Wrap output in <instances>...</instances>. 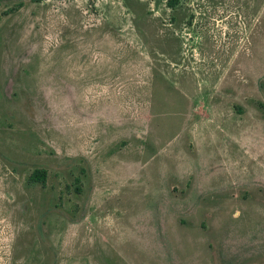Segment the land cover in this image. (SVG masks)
Here are the masks:
<instances>
[{"label": "rangeland", "instance_id": "374dc122", "mask_svg": "<svg viewBox=\"0 0 264 264\" xmlns=\"http://www.w3.org/2000/svg\"><path fill=\"white\" fill-rule=\"evenodd\" d=\"M0 264H264V0H0Z\"/></svg>", "mask_w": 264, "mask_h": 264}, {"label": "trees", "instance_id": "16d2710c", "mask_svg": "<svg viewBox=\"0 0 264 264\" xmlns=\"http://www.w3.org/2000/svg\"><path fill=\"white\" fill-rule=\"evenodd\" d=\"M182 0H167V7L170 9H174ZM46 180V171L37 170L32 173L29 177V182L31 183H41L44 184Z\"/></svg>", "mask_w": 264, "mask_h": 264}]
</instances>
